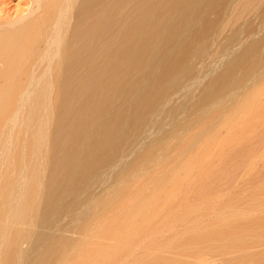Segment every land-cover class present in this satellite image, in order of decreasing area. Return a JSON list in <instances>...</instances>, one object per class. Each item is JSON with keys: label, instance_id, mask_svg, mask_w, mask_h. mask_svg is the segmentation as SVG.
<instances>
[{"label": "bare ground", "instance_id": "bare-ground-1", "mask_svg": "<svg viewBox=\"0 0 264 264\" xmlns=\"http://www.w3.org/2000/svg\"><path fill=\"white\" fill-rule=\"evenodd\" d=\"M25 2L0 16V170L14 172L0 174V264H18L33 232L38 248L46 245L37 264H78L98 220L129 199L160 197L185 154L264 93V0ZM114 172L110 188L91 191ZM150 184L157 188L148 193ZM40 199L46 207L37 214ZM62 200H70L60 210L67 214L53 222ZM149 229L133 247L165 231ZM208 247L180 264H207Z\"/></svg>", "mask_w": 264, "mask_h": 264}, {"label": "rangeland", "instance_id": "rangeland-1", "mask_svg": "<svg viewBox=\"0 0 264 264\" xmlns=\"http://www.w3.org/2000/svg\"><path fill=\"white\" fill-rule=\"evenodd\" d=\"M26 7L25 0H0V16L16 14ZM241 44L234 50H240ZM215 72L216 68L210 74ZM203 83L199 81V87ZM192 90H197V82ZM255 99L248 103L245 114L242 113L244 116H238L219 135L206 140L201 148L185 154L181 165L170 173V181L161 186L160 197L151 201L129 199L121 210L109 212L105 219L98 220L100 231L94 229L87 234L84 247L82 245L84 252L81 255L80 251L75 252L82 258H73L75 263L91 264L93 258L100 256V260L113 262L126 257L120 260L123 264H180L195 247L208 245L209 250L204 249L208 251L207 264H245L248 261L255 264L264 254V93ZM172 124L168 119V127ZM162 131H153L148 141L160 136ZM13 173L11 169L0 170L1 175ZM115 174L105 175L103 181L106 182L95 184L91 191L100 192L106 185L110 188ZM46 181L44 177L43 190ZM156 188V184H150L146 190L149 193ZM68 203L70 200H62L60 206L51 211L50 220L57 222V214H67L60 210ZM17 205L22 207L21 203ZM45 207L44 200L40 199L37 214H42ZM90 213L91 208H86L84 214ZM46 225L44 223L39 231H47ZM149 228L165 231L153 234L146 244L136 245L139 247L135 246L137 250L132 251L131 248H135L132 242L140 238L134 235ZM242 237H245L243 242L236 247L229 246L228 252L211 249L214 239L224 242ZM39 242L38 233L33 232L18 264H37L36 259L46 246L38 248ZM3 251L2 245L0 255ZM120 261L117 263L121 264Z\"/></svg>", "mask_w": 264, "mask_h": 264}]
</instances>
